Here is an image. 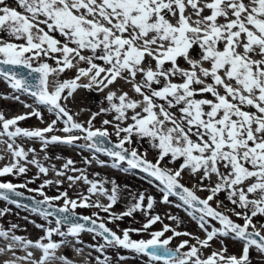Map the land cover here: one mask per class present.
<instances>
[{
    "label": "snow or ice",
    "instance_id": "6c2138e0",
    "mask_svg": "<svg viewBox=\"0 0 264 264\" xmlns=\"http://www.w3.org/2000/svg\"><path fill=\"white\" fill-rule=\"evenodd\" d=\"M14 2L16 7L0 0V33L4 34L0 35V79L12 90L0 93V98L16 100L33 110L13 118L0 111V160L6 158L5 152L12 157L10 163L0 167V201L20 207L13 199L23 195L18 189L36 192L42 199L33 197L29 210L42 217L45 224L36 225L44 235L35 241L17 235L16 225L0 227V239L6 242L0 247V255L12 256L3 264H73L66 252L57 255L69 246L77 253L84 247L97 252L96 264H112L106 254L108 248L147 257V264H253V248L264 257V234L260 231L264 221L253 222L257 216L264 217V0ZM195 49L198 58L192 55ZM181 59L187 68L180 66ZM49 60L54 63L49 64ZM21 68L27 72L17 71ZM66 70H74L75 75L62 80ZM118 80L131 85V92L139 98L122 88L119 94L110 90ZM78 89L108 90L98 110L85 123L77 121L67 106ZM21 95L29 96L39 107L21 101ZM40 108L55 117L46 127L19 126L20 121L33 116L44 122ZM101 114H112V119L102 121V125L112 127V132L94 126L93 121ZM112 135L117 142L108 147ZM19 137L39 141L40 151L45 153L51 145H70L106 155L113 168L125 172L139 169L149 183L158 182L154 186L162 193L160 202L186 211L205 237H192L195 244L184 240L176 248L170 247L175 236L191 234L176 231L163 224L159 214H152L154 197L129 193L125 210L114 212L121 196L114 181L89 179L71 159L61 168L46 167L35 147L26 149L17 143ZM81 140L83 144L77 143ZM141 141L156 150L155 162L147 159V149L139 151ZM44 159H49L47 154ZM95 159L101 166L108 165L98 156ZM85 163L91 164L92 159L85 158ZM28 165L38 170L31 180L27 179ZM49 171L61 179L44 180L38 188H28L29 183H35L41 174L47 176ZM185 173L196 181L199 190L209 193L206 198L198 197L181 183ZM8 176L24 177L25 182L14 184L2 179ZM65 181L68 188L78 183L88 187L73 198L67 189L59 190ZM106 183L112 184L111 189L105 187ZM48 186L56 187L58 194L47 195L44 189ZM221 192L234 205L225 206L226 212L243 220V224L218 210L224 205L223 200L216 199ZM93 196H104L108 203ZM170 197H177L179 203ZM213 200L215 208L210 204ZM77 208L96 211L82 215ZM8 211L0 209V217ZM101 212L108 214V223L125 217L134 219L136 213L145 222L139 228L120 229L117 224L121 233L117 234L106 226ZM167 218L179 227V217L168 214ZM211 221H217L220 227ZM157 222L163 224L162 229L149 232ZM83 232L93 234L94 239L101 237L103 243L85 244L80 239ZM145 232L150 238L134 240L130 235ZM168 232L172 235L166 236ZM222 238L243 242L241 255L226 256L224 246L205 257L210 242L218 239L223 245ZM29 249L39 250L41 255L37 257ZM21 251L24 254L18 255Z\"/></svg>",
    "mask_w": 264,
    "mask_h": 264
},
{
    "label": "rangeland",
    "instance_id": "374dc122",
    "mask_svg": "<svg viewBox=\"0 0 264 264\" xmlns=\"http://www.w3.org/2000/svg\"><path fill=\"white\" fill-rule=\"evenodd\" d=\"M9 4L15 5L14 0H11ZM0 35H4L0 33ZM58 39H61L58 34H56ZM85 55L88 53L85 52ZM197 57V56H194ZM49 64H53L54 62L49 60L47 61ZM179 64L183 68H187L188 65L181 59L179 60ZM86 66V65H81ZM167 66V65H166ZM207 66V64H205ZM75 75L74 70H66L62 75L61 79H70L73 78ZM51 79V77H50ZM178 82V81H177ZM123 89V91L129 92L130 96H133L134 98H139L136 96L135 93L131 92V85L126 84L122 80H118L115 85L111 87L110 90L118 91L119 89ZM105 92H96V91H88L85 89H78L75 94L74 98L70 100L67 104L68 108L71 109V112L76 114L75 119L81 123H85L89 120L90 116L89 114L95 112V107H100V101H102L103 97L106 95ZM12 90L10 87L2 80L0 79V93L2 94H8L11 93ZM119 94V91H118ZM98 97V98H97ZM207 98H211L208 96ZM21 101H25L27 104H32L33 107H39L34 104V101L32 98H30L27 95H21L20 96ZM104 106H107V102H104ZM33 109L27 108L24 106V104L13 100V99H3L0 98V111L4 113V115L7 118H13L17 115H22L24 113H30ZM40 111L43 114V120L44 122H41L36 117H30L24 121L19 122V126L22 128H44L47 126V122H50L55 117L47 112L46 109L40 108ZM131 115V113H129ZM104 119H112V114H101L100 116L96 117V120L93 121V124L96 128L101 127H107L109 132H112L113 129L111 126H104L102 125V121ZM62 124H59L58 127H62ZM87 126V125H85ZM55 135L63 136L65 135L62 132H56ZM79 135V133H75ZM195 139V138H193ZM111 140L117 142V137L115 135L111 136ZM134 145H135V137L133 138ZM17 143L23 145L26 149L29 147H35L37 149V156L38 158L43 162L44 166L50 167L51 165H55L57 168H61L62 165L68 160L71 159L75 162V167L83 169L85 173L89 176V179L91 180H98V181H108V182H115V184L119 185L120 187V199L118 200L117 204L114 206L113 211L120 213L125 210L127 206V202L130 200L129 193L132 195H138L139 193H144L146 196H152L155 198V205L154 210L152 214H159L163 219V224L171 225L173 228L176 229L178 232L186 231L187 233H190L191 235H194L195 233H198V237L203 239L205 237V233L199 228L198 223L196 220H194L186 211H184L181 208H177L173 206V204H165L161 203L162 193L158 190L157 187L154 186L155 183H149L146 179V174H143L141 172H138L136 170H129L127 172L122 171L117 168L111 167V161L110 158L103 154H93L92 152L88 150H82L78 147H73L70 145H63V144H55L49 146L47 149V153L40 151V143L39 141L30 140L28 138L19 137L17 138ZM77 143L83 144L84 141H78ZM143 147L139 149L140 152H144L145 149H147V159L150 161L155 162L157 158L156 150L152 149L147 141H141ZM1 148L3 145H0ZM125 147H129L127 144ZM47 154L49 159L45 160L44 157ZM5 159L0 160V167H3L5 164L10 163L12 160L11 153H4ZM61 157V159H57V157ZM98 156L99 160L101 161H107V166H101L99 163L96 162L95 157ZM31 154L29 155V159H31ZM85 158L92 159L91 164L85 163ZM177 162V166H178ZM167 167L171 168L174 167L172 164H167ZM122 167H126V165H122ZM28 173H27V179L31 180L34 179L37 174V168L33 165H28ZM98 174V175H96ZM5 180H10L14 184H21L25 182L24 177H13L8 176L5 178H2ZM61 179V177L57 176L55 172L49 171L47 176H44L41 174L39 179L35 180V183H29L28 188H38L44 180H58ZM181 183L187 186L190 189H193L195 193L197 192L200 194L201 198H206L209 194L207 191H201L199 190V185H196V181L192 179L191 176L184 174V178L181 180ZM207 183V182H205ZM196 185V187H194ZM88 185H85L83 183H78L76 187L74 188H68V183L65 181L63 185L60 186V191H63L65 189L68 190L69 195L75 198L76 193L84 192ZM105 187L108 189H111L112 184L106 183ZM18 191L23 192L25 194H28L32 197H35L36 199H42L36 192H29L26 188H20ZM47 195L52 196L58 194L57 188L53 186H48L44 189ZM197 195V194H196ZM95 199H100V201L104 204L108 203V200L104 196H93ZM170 200H172L174 203H179L177 197H170ZM219 200L224 201V205H221V207L218 209L219 211L226 212L225 206L227 208H232L234 205H231L226 199L225 194L221 192L219 196L216 198ZM62 203L61 202H57ZM210 204L212 207H216L215 200L211 201ZM7 208L9 211L3 216L0 217V227L8 228L11 225H16L17 227L14 229L17 235H21L23 237H27L33 241H35L37 238L44 235V232L38 228L36 225L38 224H45V220L37 215L36 213H33L29 210V208H26L25 206L17 207L16 204L8 203L5 201H0V209ZM239 210V209H237ZM78 214L82 215H91L95 209L92 208H77L76 209ZM168 214H171L173 216L179 217L180 224L179 227H177L176 222L173 220H170L167 218ZM227 215H229L235 222L243 224V220L238 219L235 215H233L231 212H226ZM107 213H100L101 217H104V222L107 227L112 229L113 231H117V234H121L118 230L116 225H119L120 229L132 227V228H139L141 225L145 222V218L140 214L136 213L134 214V219L125 217L122 221H117L116 223H108L106 217ZM257 221H264V217L257 216L253 218V222L256 223ZM212 224H214L216 227H220L219 223L217 221H211ZM163 224L160 222H157L152 226V228L149 230L151 231H158L162 229ZM257 228H259V224H257ZM261 234H264V229H260ZM149 232L142 233L140 235H137L135 233H130L131 238L134 240L139 239H148L150 238ZM166 236H171L172 233L168 232L165 233ZM53 239H58V237L53 236ZM80 239L85 242V244H98L103 243V240L101 237L93 238V234L88 232H83L80 234ZM223 239V245L220 243V240L213 239L210 244L211 247L204 250V256L207 257L211 254L212 251H219L222 250L224 247V243L226 242V248L227 252L225 253L226 256L230 255H236L240 256L243 248V243H241L239 240H233L231 238H222ZM189 240L190 243L195 244L196 240L193 238H190L188 236H175L173 240L171 241V244L169 245L172 248H176L178 245L181 244L182 241ZM6 242L0 239V247H3ZM71 247V246H69ZM76 247H80V245H76ZM62 249V248H61ZM60 249V251H61ZM186 249H182L181 251H184ZM29 251H33L34 253H40L39 250L36 249H29ZM58 253H61V252ZM93 253L97 252L93 251ZM24 253L18 252V255H23ZM106 254L110 257L112 264H147L148 258L144 256H138L137 254L124 250L122 248H108L106 249ZM117 256H124L125 259L123 260H117ZM103 257L101 256V259ZM250 258L252 259L253 264H257L258 261H261L262 264H264V257H261L255 250L250 249Z\"/></svg>",
    "mask_w": 264,
    "mask_h": 264
},
{
    "label": "bare ground",
    "instance_id": "6f19581e",
    "mask_svg": "<svg viewBox=\"0 0 264 264\" xmlns=\"http://www.w3.org/2000/svg\"><path fill=\"white\" fill-rule=\"evenodd\" d=\"M11 0H8V2H10ZM9 6L11 7H16V4H9ZM193 56H197L198 58V49H195L192 53ZM98 98V97H97ZM98 106L95 107V111L98 110ZM92 114V113H91ZM91 114H89V116H91ZM96 120V119H95ZM115 142V141H113ZM1 148V146H0ZM215 176L212 177L213 182H215ZM207 182V181H206ZM25 194V193H24ZM197 196L201 198L200 194H198L196 192ZM28 195V194H27ZM251 230V229H249ZM186 231H182L181 233H184ZM184 236V235H182ZM185 237V236H184ZM190 237V236H188ZM192 237H198V233H195L194 235H191L190 238ZM241 242V241H240ZM243 243V242H241ZM226 245V242L224 243V246ZM221 251V250H219ZM61 253H67V255L69 256V258L73 261V264H89V253L91 252V261L90 264H96V257L98 256L96 253H93V250L88 248V247H84L83 252L81 253H77L74 248L72 247H66V248H62ZM61 253H57V255H60ZM35 256L39 257L41 255V253H34ZM8 259H12L11 253H7L6 255H0V264H3V261L8 260ZM20 264H22V262H20ZM53 264H59L58 261L53 262Z\"/></svg>",
    "mask_w": 264,
    "mask_h": 264
},
{
    "label": "water",
    "instance_id": "95a60500",
    "mask_svg": "<svg viewBox=\"0 0 264 264\" xmlns=\"http://www.w3.org/2000/svg\"><path fill=\"white\" fill-rule=\"evenodd\" d=\"M17 71H21V72H25V73L27 72L26 69H22V68L17 69ZM35 75H37V74H33V76H35ZM111 142H112L111 144H107L108 147H112L116 143V142H113L112 140H111ZM136 171L141 172L139 169H136ZM141 173H143V172H141ZM143 174H145V173H143ZM21 193L23 194L22 196L13 197V199H15L19 205L27 206V208L30 209L33 205V200H32L33 197L30 195L24 194L23 192H21Z\"/></svg>",
    "mask_w": 264,
    "mask_h": 264
}]
</instances>
